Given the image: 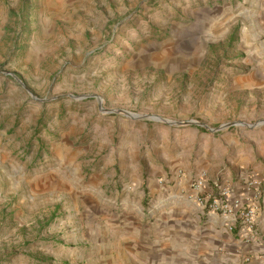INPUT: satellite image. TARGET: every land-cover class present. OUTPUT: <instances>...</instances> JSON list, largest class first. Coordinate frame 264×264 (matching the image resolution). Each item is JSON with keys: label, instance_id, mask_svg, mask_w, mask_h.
Wrapping results in <instances>:
<instances>
[{"label": "rangeland", "instance_id": "1", "mask_svg": "<svg viewBox=\"0 0 264 264\" xmlns=\"http://www.w3.org/2000/svg\"><path fill=\"white\" fill-rule=\"evenodd\" d=\"M232 1L0 0V264H111L107 248L120 243L113 227L96 234L86 186L96 168L181 178L258 166L264 18ZM91 95L211 128L257 125L135 119ZM60 150L67 173L52 157Z\"/></svg>", "mask_w": 264, "mask_h": 264}, {"label": "crops", "instance_id": "2", "mask_svg": "<svg viewBox=\"0 0 264 264\" xmlns=\"http://www.w3.org/2000/svg\"><path fill=\"white\" fill-rule=\"evenodd\" d=\"M235 1L237 7L248 2L264 18V0ZM224 4L232 7L233 1L224 0ZM258 84L251 82L252 87ZM259 156L260 163L253 170L222 172L205 168L212 186L219 190V184L229 183L235 198L251 196L252 190L246 185L249 180L262 181L256 230L252 232L241 230L239 225L227 228L221 216L202 213L194 196L188 197L195 192L192 181L202 168L188 170L181 178L173 170H153L145 178L143 172L108 169L107 165L94 169L86 186L93 191L88 198L95 209L96 234L105 226L113 227L120 243L118 250L117 246L114 251L112 246L107 248L111 264H264V145ZM52 157L67 173L70 155L60 150ZM77 166L82 172V165ZM168 174H172L171 183ZM119 202L129 208L123 212L103 208ZM146 202L153 203L154 210L145 212Z\"/></svg>", "mask_w": 264, "mask_h": 264}, {"label": "built area", "instance_id": "3", "mask_svg": "<svg viewBox=\"0 0 264 264\" xmlns=\"http://www.w3.org/2000/svg\"><path fill=\"white\" fill-rule=\"evenodd\" d=\"M262 181L254 178L247 182V187L252 190L251 196L235 198L231 193L229 183L219 184L220 189L216 190L210 183L205 171L198 173L193 181L192 192L194 198L201 205L209 208L208 213H215L221 216L224 225L234 229L239 225L243 231H255L259 211V196Z\"/></svg>", "mask_w": 264, "mask_h": 264}, {"label": "water", "instance_id": "4", "mask_svg": "<svg viewBox=\"0 0 264 264\" xmlns=\"http://www.w3.org/2000/svg\"><path fill=\"white\" fill-rule=\"evenodd\" d=\"M13 76L15 77V75H13ZM19 81L21 82V80H19ZM88 96H90V95H86L84 97H88ZM91 96H94V97H96L99 100L100 108L103 109L105 112H108V113H120V114L129 116V117H132V118H135V119H152V120H157V121H163V122H166V123H168L170 125H188V124H195V125L203 126V127H205L206 129H208L210 131H218V130L224 129L226 127L234 126V125H246L248 127H254V126L257 125V124H251V125H249V124H247V123H245L243 121H236V122H230V123H226V124L220 125L218 128H211L207 124H205L203 122H200L198 120H191V119L190 120H172V119H167V118H164V117H161V116H157V115H142V114H136V113H133V112H130V111H127V110H123V109H106V108H104V107L101 106L102 99H101L100 96H98V95H91ZM84 97H82V98H84ZM34 98L35 99H38L40 101L43 100V99H39V98H37L35 96H34ZM263 122H260V123H263Z\"/></svg>", "mask_w": 264, "mask_h": 264}]
</instances>
